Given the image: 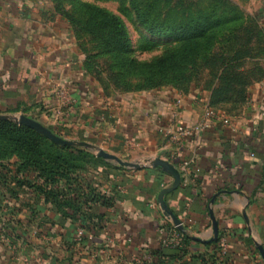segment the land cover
I'll use <instances>...</instances> for the list:
<instances>
[{"label": "crops", "instance_id": "obj_1", "mask_svg": "<svg viewBox=\"0 0 264 264\" xmlns=\"http://www.w3.org/2000/svg\"><path fill=\"white\" fill-rule=\"evenodd\" d=\"M92 84L52 0H0V114H25L65 138L142 164L125 167L73 146L105 161L99 172H88L98 199L63 209L29 190L6 199L11 209L0 207V264H264L257 248L264 245V82L252 104L234 115L235 131L218 122L184 136L178 123L204 116L207 104L197 95L165 92L140 114L98 98ZM156 157L182 176L165 196L168 207L206 240L214 216L218 240L166 244L176 226L158 196L173 178L150 164Z\"/></svg>", "mask_w": 264, "mask_h": 264}, {"label": "rangeland", "instance_id": "obj_2", "mask_svg": "<svg viewBox=\"0 0 264 264\" xmlns=\"http://www.w3.org/2000/svg\"><path fill=\"white\" fill-rule=\"evenodd\" d=\"M61 3L56 12L73 33L94 94L111 106H134L142 114L159 94L191 93L218 112L239 115L262 87L263 0ZM156 24L175 33L151 32ZM102 169L97 164L89 172Z\"/></svg>", "mask_w": 264, "mask_h": 264}, {"label": "trees", "instance_id": "obj_3", "mask_svg": "<svg viewBox=\"0 0 264 264\" xmlns=\"http://www.w3.org/2000/svg\"><path fill=\"white\" fill-rule=\"evenodd\" d=\"M52 2L62 13L61 0ZM65 15L72 21V13ZM174 28L150 26L151 32L165 35L174 34ZM100 162L105 161L86 149L56 144L30 126L0 119V207L11 209L10 202L4 201L12 202L26 190L55 201L60 209L79 206L84 199L96 201L99 191L88 172ZM188 241L184 236L183 246L176 248L185 247Z\"/></svg>", "mask_w": 264, "mask_h": 264}, {"label": "water", "instance_id": "obj_4", "mask_svg": "<svg viewBox=\"0 0 264 264\" xmlns=\"http://www.w3.org/2000/svg\"><path fill=\"white\" fill-rule=\"evenodd\" d=\"M0 119H5V120H15L19 124H25L27 126H30L31 128L35 129L38 131L40 134L44 135L46 138L51 140L52 142L59 144V145H64V146H80V147H86L90 148L92 150H95L97 155L99 157H102L107 160H111L114 162H117L118 164L125 166V167H132V168H137L140 169L142 167V164L138 162H132V161H126L123 160L121 157L118 155L111 153L109 151H106L104 148L99 147L95 144L86 142V141H78V140H72L65 138L57 133H55L53 130H51L49 127L41 123L35 118H32L30 116H27L25 114L18 115L17 117H13L9 114H0ZM150 164L154 168H160L162 171L166 172L173 178L172 185L166 188H163L158 196V202L164 212V214L170 218L174 225L177 227V229L182 232L187 238L199 241L202 243H210L218 240L219 237V223L215 219L214 216L213 218V234L212 237L208 240L197 236L193 234L188 227L182 222V220L168 207L165 196L176 190L181 182H182V176L181 172L178 170V168L170 161L165 160L161 157H156L154 159H150ZM257 248L259 249V252L264 260V245L261 243H257Z\"/></svg>", "mask_w": 264, "mask_h": 264}, {"label": "built area", "instance_id": "obj_5", "mask_svg": "<svg viewBox=\"0 0 264 264\" xmlns=\"http://www.w3.org/2000/svg\"><path fill=\"white\" fill-rule=\"evenodd\" d=\"M182 103L181 95H177L175 97L174 106L179 107ZM177 113H174L171 121H176ZM234 115L224 114L214 110L211 106H205V112L202 119L197 121L195 124L189 125L184 122H179L177 125V132L180 135H191L193 133H198L203 130H207L209 128L215 127L218 122L223 123L225 126H229L233 131L236 130V125L233 121ZM189 168L188 164H185V169ZM84 235V231L82 229L79 230V239H81ZM184 234L180 232L177 227H173L170 231L166 244L172 247H182L184 241Z\"/></svg>", "mask_w": 264, "mask_h": 264}]
</instances>
